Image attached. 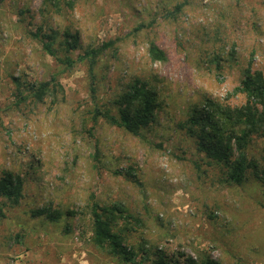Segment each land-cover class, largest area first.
Returning a JSON list of instances; mask_svg holds the SVG:
<instances>
[{
	"label": "rangeland",
	"instance_id": "374dc122",
	"mask_svg": "<svg viewBox=\"0 0 264 264\" xmlns=\"http://www.w3.org/2000/svg\"><path fill=\"white\" fill-rule=\"evenodd\" d=\"M65 1L45 8L41 0H0V174L23 180L16 205L0 202V264H126L91 244L93 200L120 202L139 219L127 237L136 249L149 248L142 264H156L155 249L174 258L202 250L220 264H264V185L221 183L194 140L176 128L202 96L243 102L233 94L241 68L250 61L264 69V0ZM39 27L52 29L57 53L72 59L111 41L92 85L83 61L57 75L64 98L54 105L21 98L63 67L33 34ZM65 32L78 43L67 52L59 47ZM149 41L164 49L165 61L150 59ZM134 78L158 89L157 120L140 136L102 116L94 122L92 111L113 110ZM262 145L254 139L250 156L258 158ZM43 206L73 214L57 221L31 214Z\"/></svg>",
	"mask_w": 264,
	"mask_h": 264
},
{
	"label": "trees",
	"instance_id": "16d2710c",
	"mask_svg": "<svg viewBox=\"0 0 264 264\" xmlns=\"http://www.w3.org/2000/svg\"><path fill=\"white\" fill-rule=\"evenodd\" d=\"M61 0H41L43 7L56 6ZM72 6V0H66ZM183 3L176 5L180 9ZM37 28L33 33L42 42V47L55 61L63 67L52 74L49 79L41 80L29 86L26 96L34 102H45L48 98L51 104L63 100V88L57 75L65 73L75 61L87 63L90 84L95 81L93 67L98 56L111 41L102 42L99 46H87L75 59L69 55H59L53 46L55 33H41ZM140 26L135 29L138 30ZM77 35L65 32L59 47L64 51L77 48ZM151 60L165 61L166 52L154 41H149L147 47ZM236 51L233 47L227 56L233 58ZM219 59V58H218ZM219 67V66H218ZM241 77L238 85L233 88V94L241 93L244 100L240 104L231 105L228 102L202 96L197 101L188 104L183 119L176 123V128L192 138L197 150L203 155L208 165L220 172L219 181L225 185H242L246 181L254 180L264 185V69H253L248 61L240 70ZM91 90L94 88L91 86ZM114 109L95 108L92 111L94 122L103 117L109 124L123 128L132 135L140 136L142 131L150 127L162 109L163 100L158 89L148 81L134 78L124 90L113 100ZM262 141V149L258 158L250 156L249 148L254 139ZM22 178L13 172L2 171L0 174V202L16 205L22 197ZM33 216H41L49 221H57L62 215H72L73 210L60 212L43 206L31 210ZM89 214L91 218V244L108 255L126 264H142L148 259V250L144 246L136 249L128 242V233L133 223H139L135 217L120 202L100 204L90 202ZM131 225V227H130ZM156 264H220L206 251H197L196 256L184 255L174 258L155 249ZM138 256L140 259L138 260ZM183 256V255H181Z\"/></svg>",
	"mask_w": 264,
	"mask_h": 264
}]
</instances>
